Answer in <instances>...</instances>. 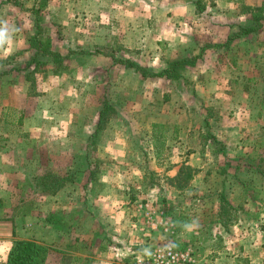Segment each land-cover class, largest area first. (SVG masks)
Instances as JSON below:
<instances>
[{
	"label": "rangeland",
	"instance_id": "rangeland-1",
	"mask_svg": "<svg viewBox=\"0 0 264 264\" xmlns=\"http://www.w3.org/2000/svg\"><path fill=\"white\" fill-rule=\"evenodd\" d=\"M112 1L0 0V259L16 240H33L51 247L49 257H56L58 262L63 257L56 249L61 247V241L73 248L88 245L90 241L96 248L100 244L99 223L82 212L93 215L87 202L94 200L99 192L113 191L117 195L112 201H117L115 207L129 203L130 195L132 201L144 199L159 205L163 211L160 222L170 227L167 231L161 228L160 234L165 238L141 253L162 244L180 249L191 245L196 264H264V213L252 214L264 209V163L255 171L260 177L258 183L230 187L225 200L211 194L220 191L216 177L227 173L219 174L210 166L200 170V188L191 186V177L186 181L171 180L178 174L170 167L172 155L156 158L151 146L159 145V141L155 143L151 137L150 124L169 103L166 96L164 101L161 94L157 95V90L166 94L171 86L138 82L133 71L124 74L118 63L109 64L116 66L117 71L103 63L101 42L106 48L109 35L118 34L119 28L102 16L107 15V5ZM213 1L207 0L206 4L214 6ZM219 1L223 4H216V9L226 15L220 18L223 22L240 19L242 12L249 16L251 8L264 4V0ZM134 8H130L131 13ZM261 36L264 37V30ZM148 49L154 53L152 48ZM129 58L132 60L133 56ZM99 65L107 69L106 73L103 69L97 72ZM82 66L88 71L78 70ZM63 74L71 76L72 88L62 83ZM124 82H129V86H124ZM78 83L88 86L78 88ZM69 97H74V105L67 102ZM105 102H110L115 113L93 136ZM66 113L71 114L67 120L74 122L69 129L64 123ZM172 126L168 125L169 130ZM78 129L83 133L78 134ZM179 138L172 140L179 143L183 137ZM202 141L194 137L192 143L199 145ZM203 158L211 159L210 155ZM47 171L69 179L65 186L74 187L73 192H79L81 187L89 191L90 198L84 202L82 211L77 208L81 202L76 196L69 198V205L66 197L55 199L51 198L54 195L40 191L37 178ZM239 173L249 176L253 170L241 169L229 174ZM252 192L260 198L253 201ZM225 202H229L230 208L221 216ZM97 203L98 209L105 204L100 200ZM96 215L101 218L103 213L97 210ZM217 217L225 226L227 240L213 244L217 252L210 254L214 256L212 259L203 256L204 246L192 245L190 238L194 234L190 236L189 231H183L185 238L179 237L181 241L175 243L173 223L177 226V219L180 218L178 222L183 228L200 225L205 233L204 227L214 225ZM234 223H240L237 229H233ZM94 248L90 256L93 260L99 258ZM62 253L65 254L64 250ZM126 259L133 264L132 258Z\"/></svg>",
	"mask_w": 264,
	"mask_h": 264
},
{
	"label": "crops",
	"instance_id": "crops-1",
	"mask_svg": "<svg viewBox=\"0 0 264 264\" xmlns=\"http://www.w3.org/2000/svg\"><path fill=\"white\" fill-rule=\"evenodd\" d=\"M206 2L207 0H113L107 5L109 9L107 15L102 14V16L108 23L119 26L118 34L109 35V44L106 48L101 42L100 50L103 52L102 61L109 68L117 71L116 66L109 64L118 63L122 73L133 71L138 82L151 81L156 83V87L163 84L171 86V91L168 90L166 94L165 91L157 90V95L161 94L164 101L166 96L169 103L164 105L162 112L157 115L158 118L150 123L151 128L153 124L163 126L162 131L158 133V136H162L163 143L151 146L154 155L159 159L171 154L170 167L174 170V174L179 171L183 163L192 168L195 171L192 180L190 179L193 188H200V170L205 165L218 170L219 174L226 172V175L216 177L219 180L220 191L218 193L212 191L211 186V191L215 192L211 196L214 197L216 194L222 199H228L226 195L230 193V187L234 188L240 183H258L260 177L255 171L260 170L261 164L264 163V78H261V73L264 72V55H262L264 39H261L264 38L261 36L264 23L255 32L237 35L241 27L250 25L249 12V16L242 12L240 19H237L239 21L229 22L225 19L223 22L220 18H226V15L216 9V4L220 5L223 2L215 0L214 6ZM132 6H135L136 10L131 13ZM138 10L140 11L137 12ZM151 24L153 26L150 29ZM148 48H152L154 53L151 54ZM130 56L131 58L133 56L132 60ZM182 60H187V64L178 79L142 76L128 66L129 63H134L140 69L155 74L170 64ZM94 67L93 65L92 68ZM86 68L82 66L78 70L88 71ZM102 69L103 65H99L97 72ZM106 70L103 69V73H106ZM63 75L62 83L72 88L71 76ZM76 86L84 89L88 85L78 83ZM124 86H129V82H124ZM67 102L74 105V97H69ZM66 114L64 117L67 120L71 114ZM64 123L69 129V125H73L74 122L67 120ZM168 125H173L172 129L169 130ZM78 132H80L78 134L83 133L81 129H78ZM152 134L153 132L151 137ZM172 136L174 139L183 138L177 143L176 140H172L173 138L169 139ZM194 137H199L203 141L199 142V145H194L192 143ZM183 154L186 156L181 157ZM209 155L211 157L209 161L203 158ZM249 168L253 170V174L249 176L240 173L237 176L229 174ZM73 189L74 187L64 186L51 198L66 197L70 205L69 198L73 199L76 196L74 198L81 202L77 208L82 211L84 202L90 198L89 191L85 192V187H81L79 192H73ZM254 193L252 192L251 197L253 201L260 198L258 193L257 196ZM116 197L113 191L99 192L94 200L87 202L93 215L82 212L85 216L96 218L99 223L100 244L96 248L94 242L90 241L88 245H80V248L70 247V243L61 241V247L56 248L63 256L59 258L61 261L58 262L56 257L54 259L48 256L46 264H129L127 256L134 262L142 249L160 243L162 238H165L160 234L162 227L159 222L163 211L159 209V205L155 206L144 199L132 201L133 197L128 195L129 203L115 207L117 201L115 203L112 201ZM97 199L105 202L99 209L96 206ZM97 210L103 213L101 218L97 217ZM261 212L264 213V209L259 208L252 214L257 216ZM179 220L180 218L177 219V226L173 223L175 243L179 244L178 242L181 241L178 240L179 237L185 238L183 231H189L190 236L193 233L190 238L194 243L192 245L204 246L206 250H203V256L206 259H212L214 256L211 255L217 252L213 248L215 242L225 243L227 240V231L218 217L214 225L208 224L204 227L205 233H202L200 225L189 224L188 229L183 228ZM151 223H156L155 228L150 226ZM239 224L234 223L233 229H237ZM104 236H107L105 240H103ZM201 238L204 240H200ZM106 240L110 242L106 243ZM10 245L0 259L1 264H5ZM93 248L99 254L98 259L93 260L90 257ZM63 250L65 254L62 253ZM116 259L121 262H116Z\"/></svg>",
	"mask_w": 264,
	"mask_h": 264
},
{
	"label": "trees",
	"instance_id": "trees-1",
	"mask_svg": "<svg viewBox=\"0 0 264 264\" xmlns=\"http://www.w3.org/2000/svg\"><path fill=\"white\" fill-rule=\"evenodd\" d=\"M249 14L251 16L250 25L241 27L237 32V35L255 32L262 27L264 23V4L254 9L251 8ZM186 62L187 60H182L180 62L172 63L164 70H161L158 73L152 75H149V72L144 71V69H140L134 63H129L128 66L134 68V70L141 73L142 76L178 79L180 78L181 72L182 70H184L187 64ZM114 113L115 110L113 106L110 105V102H105V104H103L101 110L99 111L98 121L93 136L98 133V131L102 128V125L105 124L110 119V116ZM162 128L163 126L159 124L152 125V138L154 139L155 143L158 140L159 145L163 143V139L161 140L162 136H158V133L162 131ZM183 171H185V173ZM194 172L195 171L189 166H182L179 169L178 174L175 175L171 180L181 179L186 181V179L188 180L194 175ZM191 173L192 175H190ZM68 181L69 179H67L66 177L60 176L51 171H47L37 178L36 185L42 193L47 195H55L66 185ZM222 200H225V198H223ZM228 208H230V204L229 202H225L224 207L222 206V210L220 212L221 216L226 214ZM50 251V247L33 240H16L12 243L7 253L5 264H46Z\"/></svg>",
	"mask_w": 264,
	"mask_h": 264
},
{
	"label": "built area",
	"instance_id": "built-area-1",
	"mask_svg": "<svg viewBox=\"0 0 264 264\" xmlns=\"http://www.w3.org/2000/svg\"><path fill=\"white\" fill-rule=\"evenodd\" d=\"M159 224L165 231L170 228L161 222ZM150 226L155 228L156 223H151ZM133 264H196V260L190 247L180 249L162 244L137 255Z\"/></svg>",
	"mask_w": 264,
	"mask_h": 264
}]
</instances>
